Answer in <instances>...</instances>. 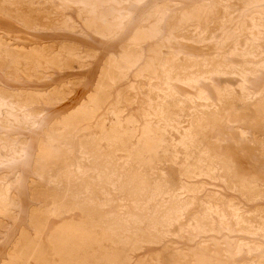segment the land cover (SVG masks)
<instances>
[{
    "label": "rangeland",
    "instance_id": "rangeland-1",
    "mask_svg": "<svg viewBox=\"0 0 264 264\" xmlns=\"http://www.w3.org/2000/svg\"><path fill=\"white\" fill-rule=\"evenodd\" d=\"M0 264H264V0H0Z\"/></svg>",
    "mask_w": 264,
    "mask_h": 264
},
{
    "label": "bare ground",
    "instance_id": "bare-ground-1",
    "mask_svg": "<svg viewBox=\"0 0 264 264\" xmlns=\"http://www.w3.org/2000/svg\"><path fill=\"white\" fill-rule=\"evenodd\" d=\"M137 45V44H136ZM139 46V45H138ZM245 50V49H244ZM251 50V49H250ZM124 51V50H123ZM124 53V52H123ZM245 53V52H244ZM171 54V53H170ZM173 54V53H172ZM166 55V54H165ZM252 56V55H251ZM245 57V56H244ZM246 57H247V55H246ZM255 57V56H254ZM189 58V57H188ZM192 59V58H191ZM194 59V58H193ZM164 60V59H163ZM201 60V59H200ZM256 60V59H255ZM171 61H172V59H171ZM189 61V60H188ZM173 63V62H172ZM189 63V62H188ZM231 63V62H230ZM246 64V63H245ZM252 64V63H251ZM258 64V63H257ZM168 65V64H167ZM229 65H231V64H229ZM236 65V64H235ZM233 66V65H232ZM250 67V66H249ZM248 67V68H249ZM171 68V67H170ZM175 70V69H174ZM178 70V69H177ZM249 70V69H248ZM164 71V70H163ZM176 71V70H175ZM166 72V71H165ZM173 72V71H172ZM240 72V71H239ZM171 73V72H170ZM168 74V73H167ZM214 74V73H213ZM193 75V74H192ZM212 75V74H211ZM196 76H198V75H196ZM178 77V76H177ZM245 77V76H244ZM179 78V77H178ZM182 78V77H181ZM170 81V80H169ZM171 82V81H170ZM188 82V81H187ZM167 84V83H166ZM164 85V84H163ZM188 85V84H187ZM162 86V85H161ZM190 87V86H189ZM227 92V91H226ZM169 93H171V92H169ZM200 93V92H199ZM218 126V125H217ZM82 144V143H81ZM94 145V144H93ZM86 146V145H85ZM95 146V145H94ZM87 147V146H86ZM89 149V148H88ZM107 160V159H106ZM100 166V165H99ZM83 167V166H82ZM80 173V172H79ZM77 174V173H76ZM75 174V175H76ZM69 176V175H68ZM71 179H72V177H71ZM91 197V196H90ZM92 198V197H91ZM96 199V198H95ZM162 219V218H161ZM40 227V226H39ZM55 235V234H54Z\"/></svg>",
    "mask_w": 264,
    "mask_h": 264
}]
</instances>
